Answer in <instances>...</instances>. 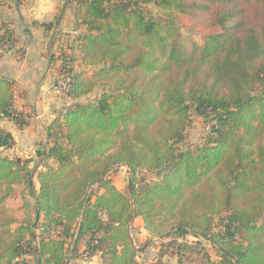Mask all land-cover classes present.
Instances as JSON below:
<instances>
[{
    "label": "trees",
    "instance_id": "16d2710c",
    "mask_svg": "<svg viewBox=\"0 0 264 264\" xmlns=\"http://www.w3.org/2000/svg\"><path fill=\"white\" fill-rule=\"evenodd\" d=\"M74 1L86 28L76 48L92 74L74 73L72 102L49 126L54 144L37 150L39 164L6 154L14 137L0 128V264L97 254L102 264H148L133 241L137 218L151 239L198 251L199 264H264V0ZM147 4L169 20L148 17ZM177 15L199 27L202 53L181 46ZM0 30L11 48L14 31ZM14 84L0 75V119L22 125ZM100 86L96 100H81ZM193 115L210 131L183 149ZM121 166L126 190L112 177ZM141 172L158 176L139 183Z\"/></svg>",
    "mask_w": 264,
    "mask_h": 264
},
{
    "label": "crops",
    "instance_id": "0c3cea01",
    "mask_svg": "<svg viewBox=\"0 0 264 264\" xmlns=\"http://www.w3.org/2000/svg\"><path fill=\"white\" fill-rule=\"evenodd\" d=\"M76 7L74 0H0V23H9L15 37L10 49L0 50V75L15 82V110L23 122L20 125L14 119L2 118L0 128L14 137L6 154L32 158V166L40 163L37 150L54 144L49 126L64 110L63 96L52 88L62 74L59 55L67 45L63 35L86 32L85 27L76 26ZM69 44L73 45L72 41ZM139 226L149 237L141 218L135 220L133 228ZM91 259L102 264L100 254Z\"/></svg>",
    "mask_w": 264,
    "mask_h": 264
},
{
    "label": "rangeland",
    "instance_id": "374dc122",
    "mask_svg": "<svg viewBox=\"0 0 264 264\" xmlns=\"http://www.w3.org/2000/svg\"><path fill=\"white\" fill-rule=\"evenodd\" d=\"M144 11L148 17H152L158 21H167L169 20L167 16L163 15L154 4H147L143 6ZM172 21L175 22L182 29V36L180 44L185 47L187 50L192 51L193 49H198L199 53H202L203 48L197 47L194 43L195 36L199 35V27L189 18L183 15H177L172 18ZM84 33H79L72 35L70 33H64L63 38L67 41V45L62 48L59 55L62 60L61 63V72L67 73L68 70H71L73 73L84 71L88 75L92 74L93 68L85 66L81 63L80 60V51L76 48V45L79 44L75 41H79L78 37ZM73 36V38H72ZM69 41H72L73 45L69 44ZM11 43L10 40L1 42L0 50L4 52L5 50L10 49ZM78 46V45H77ZM3 54V53H0ZM242 70H248L249 63L242 62ZM258 91L264 93V84L258 87ZM102 93V87H97L92 91L88 96L81 98L82 101H93L96 100ZM72 102V99L70 100ZM69 102V103H70ZM64 110L67 106H63ZM210 122H208L204 117L193 115L191 118V123L186 129L185 140L181 143L180 147L183 149L191 148L195 149L200 144H202L207 134L210 131ZM31 165V164H30ZM158 173L150 172H141L138 175L139 183H144L146 181H152L156 179ZM115 184L119 189L126 190L127 187L131 184V173L126 166H121L118 168L117 173L112 174ZM38 188V182L34 179V189L35 191ZM30 200L34 203V198L30 196ZM139 227L133 228L132 235L135 246L141 250L139 253V260L148 264H199L201 255L197 252H190V250L178 251L175 245H170V239H151L150 237L145 236L142 231L139 230ZM218 226H216L217 230ZM189 244L195 242L196 239L193 237L187 238ZM200 246L208 252L210 257L213 260H216L219 257L217 248L212 244L200 241ZM83 247V246H82ZM76 260V259H75ZM71 261V264H100V262L91 259V257L81 256L77 258L78 261Z\"/></svg>",
    "mask_w": 264,
    "mask_h": 264
},
{
    "label": "built area",
    "instance_id": "2783aa9c",
    "mask_svg": "<svg viewBox=\"0 0 264 264\" xmlns=\"http://www.w3.org/2000/svg\"><path fill=\"white\" fill-rule=\"evenodd\" d=\"M73 77H74V73L71 72H67V73H62L57 79L56 81L53 83V90L63 96V101H64V106H67L70 102L71 95H70V90H71V85L73 82Z\"/></svg>",
    "mask_w": 264,
    "mask_h": 264
},
{
    "label": "water",
    "instance_id": "95a60500",
    "mask_svg": "<svg viewBox=\"0 0 264 264\" xmlns=\"http://www.w3.org/2000/svg\"><path fill=\"white\" fill-rule=\"evenodd\" d=\"M62 15H63V13L61 14V18H62ZM31 185H33L32 179H31ZM39 217H40V214H39V211H37V216H36V219L38 220V219H39Z\"/></svg>",
    "mask_w": 264,
    "mask_h": 264
}]
</instances>
